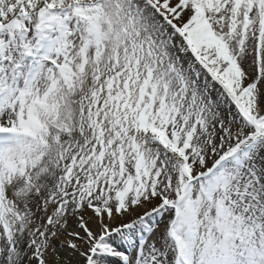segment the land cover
I'll return each instance as SVG.
<instances>
[{"label": "snow or ice", "instance_id": "1", "mask_svg": "<svg viewBox=\"0 0 264 264\" xmlns=\"http://www.w3.org/2000/svg\"><path fill=\"white\" fill-rule=\"evenodd\" d=\"M0 264H264V0H0Z\"/></svg>", "mask_w": 264, "mask_h": 264}]
</instances>
